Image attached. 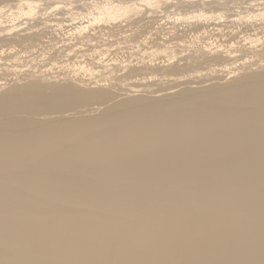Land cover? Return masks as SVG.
Here are the masks:
<instances>
[{
	"label": "bare ground",
	"instance_id": "bare-ground-1",
	"mask_svg": "<svg viewBox=\"0 0 264 264\" xmlns=\"http://www.w3.org/2000/svg\"><path fill=\"white\" fill-rule=\"evenodd\" d=\"M0 264H264V0H0Z\"/></svg>",
	"mask_w": 264,
	"mask_h": 264
}]
</instances>
